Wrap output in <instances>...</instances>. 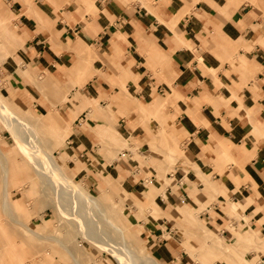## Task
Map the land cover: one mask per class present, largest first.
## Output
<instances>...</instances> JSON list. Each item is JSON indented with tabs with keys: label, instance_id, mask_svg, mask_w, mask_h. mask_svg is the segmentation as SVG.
I'll return each mask as SVG.
<instances>
[{
	"label": "crops",
	"instance_id": "crops-1",
	"mask_svg": "<svg viewBox=\"0 0 264 264\" xmlns=\"http://www.w3.org/2000/svg\"><path fill=\"white\" fill-rule=\"evenodd\" d=\"M31 2L0 0V20L14 19L0 48H15L0 62L13 86L0 98L41 117L43 142L105 192L123 238L150 264H264V0ZM3 149L9 186L23 163L35 187L28 161ZM57 220L41 231L55 234Z\"/></svg>",
	"mask_w": 264,
	"mask_h": 264
},
{
	"label": "rangeland",
	"instance_id": "rangeland-1",
	"mask_svg": "<svg viewBox=\"0 0 264 264\" xmlns=\"http://www.w3.org/2000/svg\"><path fill=\"white\" fill-rule=\"evenodd\" d=\"M66 1L68 3L72 2V0H66ZM28 3L30 6L34 5L31 2V0H28ZM12 22H14V19L5 20V18L2 17L0 20V28L6 24H12ZM15 28H17V27H15ZM5 31L0 32V45L2 42H4V38L6 37ZM71 49H76V48H71ZM14 50H15V48L10 49L8 51H4L2 48H0V62H2V60L5 59L9 54H12L14 52ZM80 52H78L77 54L81 58ZM79 72H80L79 74L87 73V72L83 71V68H81L79 70ZM34 79L36 81L38 80L37 82H40V80H41L37 76L36 73L34 75ZM3 84H8L9 93H10L13 89V86L10 83V80H9L7 73L1 75L0 86H2ZM44 89L48 90L51 88L50 87H44ZM0 92L3 93L2 90H0ZM9 93L6 94L7 97H9L8 96ZM47 96L50 99H52L54 102L56 100L62 101L61 96L56 95L53 91H50ZM50 102H52V101H50ZM54 102H52L53 105H52L51 111L53 113H57L58 109L56 108V105L54 104ZM21 106L25 107L23 105H21ZM30 107L34 113H35V111H37L38 113L41 112V110H35L36 106H34L33 104H30ZM46 111L48 112V109L45 110V112ZM25 118L30 123H33L36 126V129L39 130L35 116L32 117L28 114V116L25 115ZM39 137L42 138L41 135ZM44 137L47 139L48 134L45 133ZM65 137H64V139H65ZM64 139H63V142H64ZM40 142L42 143V140H40ZM103 142H105V141L103 140ZM105 143L107 145H109V143H107V142H105ZM0 145L4 148L3 151L7 156L13 155L15 153V150H17V154L19 156L23 157L24 161H28L29 165H31L32 169H33V176L32 177L34 179L35 187L32 184L33 180L28 181V182L23 180V178H26L30 174L29 173L30 172L29 167H26L23 163H20L19 166L11 168V169L18 171V174L16 175V178H17L16 181L18 182L19 185L18 186L17 185L12 186V188H11V185H13L15 182H12L10 184L8 194H7V196H8L7 199H8L10 206H11V200L14 199V202L16 203L17 209H18V217L22 221H24L27 224V226L33 227L32 225H34V226L38 227L37 229L40 232H44V233L46 231H41V230L45 228V225H46L45 221L47 223H50L54 219L58 218V220L55 223H53L54 224L53 225L54 226L53 231L55 233L54 235L57 236L60 240L64 241L69 247H71L72 250L77 255L71 251V248H70V250H68L67 248H64L61 246L62 248H64L70 254L75 255L78 259H80V261L82 259L83 264H110V261L113 264H117L116 260L113 258V256L108 251L99 248L97 245H95L94 243H92L88 239L84 238L78 229L76 221L71 216L64 214L65 211L61 205L60 200L56 196L55 190L52 188L50 183H48V180L46 178L40 179L37 176L34 166L31 164V162L28 159H26L27 157L25 158V156H24L25 154L15 145L10 131H8L7 128H5L1 122H0ZM51 148H52V146H51ZM59 148L55 149L53 151V153L56 155L55 158H56L57 162L59 164L63 165L65 172L74 181H76L78 178H76V179L73 178V176H72L73 171L68 168L67 163H66V160L69 156L65 155V153H60ZM1 162H3V160H1ZM8 168H9V163H8ZM27 180H29V179H27ZM78 181L82 182L84 180H78ZM78 181H76L77 184L80 185L81 187H83L84 185L80 184ZM87 185H88V188H86V187H83V188L89 192V195L91 196V198H89V200L85 201V206H87L88 208L94 209L95 213H97L96 217H97L98 225L103 227V229L107 230L113 236H115L117 238L116 232H115L116 227H117L116 225H118V222L115 219V216L117 214L116 208L113 206V204L110 203L107 205V203L104 201L105 199L108 200V198H106L107 195L105 194V192L100 193V191H98V188L94 184L91 186H89V184H87ZM2 187H3V185H2ZM1 197H2V195H1ZM10 197H11V199H10ZM47 200L49 201L50 206L45 204V201H47ZM95 201H97V202H95ZM94 202L97 204V206L93 204ZM121 203H123V202L121 201L120 204ZM3 211L7 214V211H5V210H3ZM5 213L0 212V216L3 217V219H5L6 222H8V223L10 222V224H11L10 219L7 217L8 214L6 215ZM54 214L56 217H54ZM93 224H96V222H94ZM129 224H131V223L129 222ZM17 225L18 224H15L14 226H11V228L18 227L17 231H15V233H17L18 236H20V235L24 236L25 239L29 238V239H27L29 243L21 242V240L18 239V243L11 246V242L14 240L16 241L18 236L14 235L16 239L14 238L13 240H10L8 237H5L4 234L1 233V230H0V264H14V262H16L19 258L23 259V261H25V264H48V262H47L48 259L43 255L45 253V251L43 252V250H42L43 245L45 246V249L51 251V254L53 255L51 260L53 263H55V264H73V261L69 258V254L64 253V250L62 248H60V245L56 241H54L52 239H48V240H42L41 239L40 240V239H38V236L37 237L36 236L30 237L29 236L30 233L22 230L21 226L20 225L17 226ZM120 230H121V228L119 227V231ZM47 232H50V230H47ZM10 233L13 234L11 232V229H10ZM133 238L134 237L127 238L129 241L124 239L123 244L125 246L132 247L134 249H136V248L134 247V245L132 246L131 243L138 245V247H140V252L145 253L143 244L135 243ZM43 241H45V242L43 243ZM129 242H131V243L129 244ZM93 248H95V249H93ZM37 249H39L40 251L36 252ZM92 250H94V252H92ZM214 256H216L215 253H214Z\"/></svg>",
	"mask_w": 264,
	"mask_h": 264
},
{
	"label": "bare ground",
	"instance_id": "bare-ground-1",
	"mask_svg": "<svg viewBox=\"0 0 264 264\" xmlns=\"http://www.w3.org/2000/svg\"><path fill=\"white\" fill-rule=\"evenodd\" d=\"M25 115L26 114L15 112L0 98V122L10 131L15 145L25 154L22 153L34 166L37 176L40 179L46 178L48 180V183H50L55 190L56 196L61 202L65 211L64 214L71 216L76 221L78 229L83 237L99 248L108 251L118 264H150L149 259L138 253L136 249L123 244L124 238L120 232L121 230L119 231L118 225H116L115 231L117 238L98 225L97 213H95L94 209L85 206V201L91 198L89 192L78 185L77 182L65 172L63 165L57 162L51 146L47 145L43 142V139L39 137L41 135L40 128L38 127L39 130H37L36 126L25 118ZM35 119L38 122L41 118L40 116H35ZM40 140H42V143ZM0 155L1 160H3L2 166L4 168L3 176L5 182L4 194L1 199L2 209L7 211V214L14 222L21 226L22 230L27 231L34 237L38 236L39 239L42 240L52 239L60 243L64 248L70 250V247L54 234H42L38 232L36 229L27 226V224L14 213L7 199L9 190V183L7 180L8 162L5 160L3 154ZM93 204L97 206L95 202ZM94 222H96V224H93ZM44 242L45 241H43V243ZM73 257L77 264H80L81 261L77 259L75 255H73Z\"/></svg>",
	"mask_w": 264,
	"mask_h": 264
}]
</instances>
